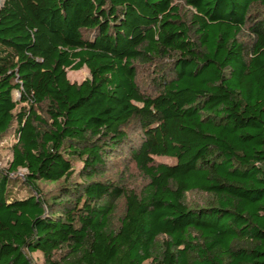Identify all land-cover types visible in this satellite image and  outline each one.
I'll use <instances>...</instances> for the list:
<instances>
[{
	"label": "trees",
	"instance_id": "trees-1",
	"mask_svg": "<svg viewBox=\"0 0 264 264\" xmlns=\"http://www.w3.org/2000/svg\"><path fill=\"white\" fill-rule=\"evenodd\" d=\"M11 130L0 264H264V0H3L0 138ZM121 156L139 190L103 180ZM21 170L29 195L13 198ZM192 192L209 203L189 207Z\"/></svg>",
	"mask_w": 264,
	"mask_h": 264
},
{
	"label": "rangeland",
	"instance_id": "rangeland-1",
	"mask_svg": "<svg viewBox=\"0 0 264 264\" xmlns=\"http://www.w3.org/2000/svg\"><path fill=\"white\" fill-rule=\"evenodd\" d=\"M3 0H0V4ZM181 8L184 10V5H181ZM243 39L246 40V44L250 43V40L247 36H243ZM154 70L152 66L149 65H138L137 66V83L140 89L146 94H154L155 93V85H153V75ZM67 77L72 83H80L83 80L89 77L88 70L86 68H82L81 70L74 71L69 70L67 73ZM13 97L15 100L19 98L18 92L13 93ZM136 136L137 134H133ZM16 143V137L14 136L13 130H11L7 135L0 138V168L6 169L11 161L12 154V146ZM128 156L114 157L108 162L107 172L103 178L104 181L110 180L116 183H123L127 188H132L134 190H139L145 183L146 178L141 175V173L136 169L133 162L129 161ZM155 162L157 163H166L173 164L175 163L174 159L165 158V157H157L155 158ZM73 168L74 173L70 178V182H81L82 179L80 177V171L82 169V162L79 159L73 160ZM23 171H19L17 174H11V176L16 180L15 186H13V198H22L29 195L27 188L23 186L22 183L19 182ZM121 181V182H120ZM44 184L41 185L44 192H50L54 190L59 184ZM210 201L209 196L204 193L192 192L188 193L186 196V202L189 207L203 206L208 204ZM123 199H120L117 202V210L115 212L113 218L114 226H118V221L123 214ZM32 260L35 264H42L43 258L40 253H34L31 255Z\"/></svg>",
	"mask_w": 264,
	"mask_h": 264
}]
</instances>
